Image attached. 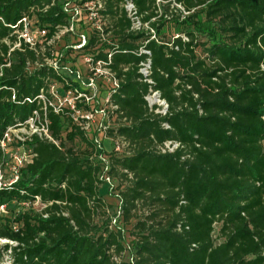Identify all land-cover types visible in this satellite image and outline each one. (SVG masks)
Instances as JSON below:
<instances>
[{
    "label": "trees",
    "instance_id": "1",
    "mask_svg": "<svg viewBox=\"0 0 264 264\" xmlns=\"http://www.w3.org/2000/svg\"><path fill=\"white\" fill-rule=\"evenodd\" d=\"M132 1L155 37L131 29L126 0H103L111 40L94 34L83 46L99 45L94 59L109 62L119 80L111 95L119 126L108 135L129 154L112 157L107 172L127 181L119 219L130 223L139 205L148 211L126 242L100 194L103 151L87 120H75L81 104L56 112L38 97H52L53 81L82 89L46 62L50 51L17 33L22 18L36 17L50 40L71 15L60 0H0V137L37 111L52 138L34 132L16 141L33 155L0 187V206L14 211L0 218V238L15 243L4 247L14 264H128L126 252L132 264H264V0ZM169 24L180 32L165 40ZM142 47L151 52V83L140 72ZM153 91L166 113L150 106ZM167 141L179 146L164 152ZM100 213L108 222L96 223Z\"/></svg>",
    "mask_w": 264,
    "mask_h": 264
},
{
    "label": "rangeland",
    "instance_id": "2",
    "mask_svg": "<svg viewBox=\"0 0 264 264\" xmlns=\"http://www.w3.org/2000/svg\"><path fill=\"white\" fill-rule=\"evenodd\" d=\"M87 1L60 0L61 3H64V7L66 6L69 10L68 13L71 15L70 24L68 27L61 28L50 40H46V31L45 33L42 31L37 24L36 17L28 20L27 32L34 42L41 44L44 50L50 51L51 58L46 57V62L56 65L58 72L68 80L67 83L72 80L87 92L88 97L83 100L82 98L85 97H80V94H83V92L66 90L61 82L53 81L50 86V93L52 94L54 104H59L73 110L77 109L76 105L78 103L81 104V108L74 114L75 120L80 121L81 118H84L87 120L86 122H89L88 134L91 138H94L97 147L103 151L102 154L105 157L104 174L102 175V177H105L108 176L107 172L111 168L112 157L129 154V147L120 138H113L108 135L109 130L119 126V117L113 112L114 106L111 104V95L113 93L111 76L105 71L104 63L94 59V55L97 54H94V52H98L97 48L99 45L92 48L83 47L94 34H98L103 39L111 40L112 33L110 28L113 19L110 14H91L85 5ZM158 2L162 4V1L158 0ZM74 6L82 9V11L76 13L75 9H73L75 8ZM179 32L174 24H169L163 29L161 36L165 40H172ZM17 33L19 37H24V30H19ZM203 40H207V37H203ZM16 45H19V43ZM198 52L200 53V50ZM77 74L80 75L79 79H77ZM147 98L149 103H152V100H154L152 93L148 94ZM87 103L89 109H87ZM154 104L158 105L157 112L165 113L166 106L162 102H155L152 106ZM91 114L93 117L87 119L86 116ZM38 122L30 119L26 124L12 129L11 133L14 139L0 160V186L4 185V183H9L14 177V155L29 152L27 146L24 147L16 143L17 136L24 138L35 129L42 131L43 121L40 119ZM126 183L127 181L124 178L115 177L110 178V181L105 180L100 185V194L111 205L110 215L114 213H117V216L120 215V192L125 188ZM29 205L25 204L24 206L28 207ZM33 208L41 210L42 205L36 200ZM13 214L14 211L8 210L6 206L0 208V218L2 219L13 218ZM134 214L135 216L127 224H124L119 219V216L116 218L114 216L112 221L113 225L120 226L121 228L124 227L126 242H131L135 238L134 234L138 229L134 226L139 219L144 218L148 214V211L142 205H139L137 210H134ZM108 217L107 214L100 213L95 221L98 224H102L103 222H108L110 218ZM116 219L117 224L114 222ZM220 226L219 223H216L213 232L216 243L221 241L218 239ZM8 242L15 244L8 239L0 238V264H14L11 251L4 247ZM132 255L133 253L126 252L122 260L129 262Z\"/></svg>",
    "mask_w": 264,
    "mask_h": 264
},
{
    "label": "built area",
    "instance_id": "3",
    "mask_svg": "<svg viewBox=\"0 0 264 264\" xmlns=\"http://www.w3.org/2000/svg\"><path fill=\"white\" fill-rule=\"evenodd\" d=\"M68 5V4H67ZM85 5L86 7H88L89 9V12L91 14H95V15H100V11L103 9V0H88L87 2H85ZM75 8V11L76 13H79L82 11V9H79V8H76V6H74ZM94 7V8H93ZM124 7L126 9V12H127V15L128 17L131 19V22H132V25H131V29L134 30V31H141V30H148V29H151L149 24L147 22H143L142 20V17L141 15L139 14L138 12V9L135 5V3L132 1V0H126V2L124 3ZM96 8V9H95ZM65 9L69 12L68 8L65 6ZM93 9V10H92ZM28 20L27 18H22V22L24 24V28L22 30H24V40L29 43L31 46H34L36 42H34V40L30 37V35L28 34L27 32V28H28ZM42 31L45 33L46 30L42 29ZM152 33H153V36L152 37H155V34H154V30L151 29ZM84 46V45H83ZM142 53H145L148 55V57L146 58L145 61H143L141 63V67H140V72L143 74V76L145 77V80H147L148 82H152V80L149 78L150 74H151V58L149 57L151 52L150 50L146 49L145 47H142L141 50H140ZM111 57V55H109V58ZM97 61H101L104 63V66L106 68V72L111 76V83H112V88H113V92H115L118 87H119V80L118 78L115 76V73L112 72V70L108 67V63L105 62V61H102V60H97ZM55 67V69L57 70V66L54 65V64H51ZM58 71V70H57ZM80 78V75L77 74V79ZM80 86V85H79ZM81 88V86H80ZM82 89V88H81ZM77 92H83V94H80V97L84 96L85 98H82L83 100L87 99V92L85 90L82 89V91H78L76 90ZM152 95L154 96V100H152V103L150 102V106H152L153 103L155 102H162L165 106H166V110H165V113L167 112V108H168V104L166 103L165 100L161 99L160 97V93L158 91H153L152 92ZM41 100H43L44 104L47 105H51L54 110L56 112H59L63 106L59 105V104H54L53 100H52V97L50 99H48L44 94H40L38 96ZM15 98V97H14ZM148 100V98H147ZM149 101V100H148ZM88 104V103H87ZM155 105V104H154ZM157 105V104H156ZM72 106L74 107V105L72 104ZM115 107V106H114ZM35 114H36V117L34 118H30L31 120H35L36 119H39L38 118V113L37 111H35ZM87 119H90L91 117H93V115H87L86 116ZM29 119V120H30ZM29 120H27V122H29ZM40 120V119H39ZM47 125H48V121L47 119L45 118L43 123H42V131H38L37 129L33 130L29 135H31L32 133L34 132H37L38 134H40L41 136H45L46 138L48 139H52L51 136L49 135L48 133V128H47ZM90 127L89 125V122H86L85 125H84V128L85 129H88ZM15 128V127H11V128H8L4 135L2 137H0V147L1 149L3 150V152L7 151V147L9 146V144L13 141L14 138H12V129ZM25 136L24 138L20 137V136H17L18 138L16 139L17 142H25V140L27 139V137L29 136ZM23 146V145H22ZM179 146V143L177 142H174V141H167L165 142V145L164 147H162V151H173L175 150L177 147ZM29 149V148H28ZM32 152L31 150L29 149V152L28 153H23V154H15L14 155V166H13V170H14V177L13 179L9 182V183H4V185H7V184H12L14 181H16L19 177V169L20 167L29 159L32 157ZM102 179L104 180H108L110 181V177L109 176H105V177H101ZM2 186V185H1ZM0 186V187H1ZM37 200L39 201V197H37ZM4 206L1 205L0 208H3ZM119 214H120V211H119ZM119 216V215H118ZM116 218V217H115ZM114 222L117 224V219L116 221L114 220ZM120 227V226H119ZM134 262L133 260V257L131 256L130 257V261L128 264H132Z\"/></svg>",
    "mask_w": 264,
    "mask_h": 264
}]
</instances>
